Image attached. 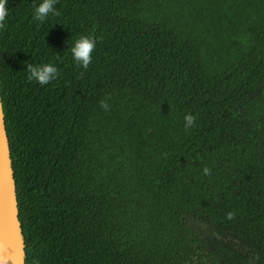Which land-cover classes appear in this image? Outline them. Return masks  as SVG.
<instances>
[{"label": "trees", "instance_id": "16d2710c", "mask_svg": "<svg viewBox=\"0 0 264 264\" xmlns=\"http://www.w3.org/2000/svg\"><path fill=\"white\" fill-rule=\"evenodd\" d=\"M36 3L0 29L26 264H264V0Z\"/></svg>", "mask_w": 264, "mask_h": 264}, {"label": "water", "instance_id": "95a60500", "mask_svg": "<svg viewBox=\"0 0 264 264\" xmlns=\"http://www.w3.org/2000/svg\"><path fill=\"white\" fill-rule=\"evenodd\" d=\"M26 245L0 92V264H26Z\"/></svg>", "mask_w": 264, "mask_h": 264}, {"label": "clouds", "instance_id": "9594fccd", "mask_svg": "<svg viewBox=\"0 0 264 264\" xmlns=\"http://www.w3.org/2000/svg\"><path fill=\"white\" fill-rule=\"evenodd\" d=\"M57 0H39V3L33 6V19L36 21H44L50 14L58 15L55 8ZM9 16V0H0V29L6 26ZM96 39L91 34L80 35L76 38L70 48L73 61L83 68H87L92 60V52L96 45ZM28 79L34 80L41 85L55 80L58 75V68L52 62H41L37 64H26ZM100 106L104 109L109 107L105 100L100 101ZM195 117L186 113L184 116V127L187 129L194 123Z\"/></svg>", "mask_w": 264, "mask_h": 264}, {"label": "flooded vegetation", "instance_id": "af4514ba", "mask_svg": "<svg viewBox=\"0 0 264 264\" xmlns=\"http://www.w3.org/2000/svg\"><path fill=\"white\" fill-rule=\"evenodd\" d=\"M261 256L258 254V253H252V254H250V253H248V255H247V261L250 263V264H257L258 263V261H260L261 260ZM253 261V262H252Z\"/></svg>", "mask_w": 264, "mask_h": 264}]
</instances>
